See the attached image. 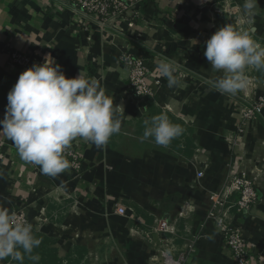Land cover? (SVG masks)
Segmentation results:
<instances>
[{"label":"crops","instance_id":"obj_1","mask_svg":"<svg viewBox=\"0 0 264 264\" xmlns=\"http://www.w3.org/2000/svg\"><path fill=\"white\" fill-rule=\"evenodd\" d=\"M79 1L0 0V119L19 75L50 54L67 78L81 72L99 81L114 105H123L121 130L103 148L87 142L79 175L69 168L56 178L23 161L0 134V207L10 215L24 210L63 264L72 263L76 246L84 249L80 264H149V249L178 251L192 238L198 247L187 264H236L220 229L206 219L207 195L226 190L229 167L239 172L246 157H264L258 143L264 119L238 136L239 99L247 89L232 96L206 83L223 73L204 56L205 41L227 25L218 17L232 8L227 0H136L123 17L100 25L78 11ZM8 50L33 52V61L12 67ZM125 51L150 58L153 96L138 100L131 94L129 71L120 61ZM165 57L181 65L179 86L169 88L158 71ZM159 114L184 129L166 148L143 139L144 121ZM204 162L208 167L199 178ZM261 176L264 188V170ZM225 193L234 225L264 260V190L243 213L234 206L238 194ZM116 203L127 216L114 213ZM0 264L18 263L8 258Z\"/></svg>","mask_w":264,"mask_h":264},{"label":"clouds","instance_id":"obj_2","mask_svg":"<svg viewBox=\"0 0 264 264\" xmlns=\"http://www.w3.org/2000/svg\"><path fill=\"white\" fill-rule=\"evenodd\" d=\"M257 5L258 0H244L243 14L255 16ZM253 33L254 29L239 31L228 24L205 41L204 56L213 70L223 73L221 78L206 81L212 90L235 96L249 86L247 69L264 73V45L253 38ZM157 67L169 88L180 85V64L165 57ZM120 109L123 105H114L113 97L106 95L99 81L85 78L81 72L67 78L49 54L42 64L23 71L8 92L0 134L15 144L23 161L56 178L70 167L64 152L74 139L79 137L103 148L120 132ZM144 124L143 139L151 138L159 147H168L184 132L166 114L153 116ZM41 243L30 223H18L8 209L0 207V261L10 258L24 264L27 256L38 262L40 257L33 251Z\"/></svg>","mask_w":264,"mask_h":264},{"label":"built area","instance_id":"obj_3","mask_svg":"<svg viewBox=\"0 0 264 264\" xmlns=\"http://www.w3.org/2000/svg\"><path fill=\"white\" fill-rule=\"evenodd\" d=\"M136 0H80L77 4L80 13L93 16L100 25L109 24L117 18L123 17L124 14L134 5ZM77 10V9H76ZM8 64L16 68H26L33 61V52H21L8 50ZM121 63L129 71L128 88L131 94L138 100L151 97L154 94L153 81L156 79L150 65V58L144 54L134 55L127 51L120 56ZM158 81V80H157ZM264 98L259 97L255 101H243L240 106V118L237 135L242 136L246 133L247 128L255 123L257 115L262 113ZM87 141L82 138L74 139L70 146L65 150L64 157L69 161L70 169L75 175H79L83 170L84 149ZM208 164L203 163L202 170L197 172V177L202 178L207 170ZM258 183L251 181L245 173L231 175L227 180L226 190L223 192H211L207 197L211 201L210 209L207 212L206 219L208 222L216 225L223 239L234 258L236 264H264L263 261L257 260L252 253V245L246 240L242 229L234 225L233 214L229 207H226L229 194L237 193L239 195L235 202L238 213L249 212L258 199ZM114 213L121 216H127V208L116 203L113 208ZM18 223H30L27 213L22 209L12 211ZM197 243L194 238L187 241L184 247L174 251L168 247H157L147 251V261L155 257L152 264H187L192 255L197 250Z\"/></svg>","mask_w":264,"mask_h":264},{"label":"rangeland","instance_id":"obj_4","mask_svg":"<svg viewBox=\"0 0 264 264\" xmlns=\"http://www.w3.org/2000/svg\"><path fill=\"white\" fill-rule=\"evenodd\" d=\"M244 3V0H227L226 5L230 6L232 9L228 8L227 12H222L219 20H221L222 23H226L227 25H232L235 29L239 31H247L254 29L253 38L257 40L261 45H264V0H258V5L256 8V14L255 16L248 18L246 17L242 12V5ZM225 5V4H224ZM227 9V8H225ZM223 17V18H222ZM249 70L247 74L249 73L250 77H254L257 71L255 69H247ZM250 81V80H249ZM254 89L255 93L252 94L251 92H248V89ZM244 91V90H243ZM247 93L243 92V95L240 96V104L243 101H255L259 97L264 98V81H258V79H253L250 81L249 86L247 87ZM258 92V93H256ZM242 93V92H241ZM264 119V102L262 107V113L260 115H257V121L256 125L260 123ZM254 124V123H253ZM250 127V126H249ZM248 127V128H249ZM258 143L262 145V148L264 147V135L259 136ZM260 152V151H259ZM262 155V152H261ZM256 161H252L248 157H246L243 160L242 166L240 168V171L237 172L238 167L230 168L228 172V178L232 175H236L239 173H245L246 177L250 179L251 181H254L255 183H258L259 189H258V199L255 203L257 204L259 200V191L261 189L264 190V188H261V180H262V172L264 170V157H258L255 159ZM255 205L252 207V209L255 207ZM251 212V211H249ZM247 240V239H246ZM226 244V243H225ZM227 246V245H226ZM253 249V248H252ZM253 253V250H252ZM254 255V254H253ZM232 257V256H231ZM257 260H261L264 262L262 258H257Z\"/></svg>","mask_w":264,"mask_h":264},{"label":"trees","instance_id":"obj_5","mask_svg":"<svg viewBox=\"0 0 264 264\" xmlns=\"http://www.w3.org/2000/svg\"><path fill=\"white\" fill-rule=\"evenodd\" d=\"M140 54L141 53H139V55ZM255 78L260 81H264V73L257 71V73L255 74ZM187 143L188 141L186 142V145H185L186 148L188 147ZM34 235L40 238L42 241L41 245L38 248H35L33 251V255H39L40 259L38 262H35V261L30 260L26 256L24 260V264H63L62 260H60L57 256V253H58L57 250L55 251V249H51L49 247V244H50L49 238L35 231H34ZM72 255L73 257L69 259L72 262L70 264H80V262L82 261L84 257V249L76 246L74 250V254Z\"/></svg>","mask_w":264,"mask_h":264}]
</instances>
